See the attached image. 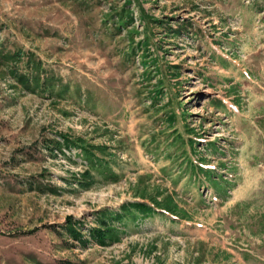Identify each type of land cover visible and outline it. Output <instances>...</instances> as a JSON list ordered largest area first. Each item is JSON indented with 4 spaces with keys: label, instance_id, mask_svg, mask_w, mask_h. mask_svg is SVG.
<instances>
[{
    "label": "rangeland",
    "instance_id": "obj_1",
    "mask_svg": "<svg viewBox=\"0 0 264 264\" xmlns=\"http://www.w3.org/2000/svg\"><path fill=\"white\" fill-rule=\"evenodd\" d=\"M0 264H264V0H0Z\"/></svg>",
    "mask_w": 264,
    "mask_h": 264
},
{
    "label": "trees",
    "instance_id": "obj_2",
    "mask_svg": "<svg viewBox=\"0 0 264 264\" xmlns=\"http://www.w3.org/2000/svg\"><path fill=\"white\" fill-rule=\"evenodd\" d=\"M65 138L63 140H65L67 142L71 141V139L69 137H65ZM73 143H74V141H73ZM215 187H216V189L218 191H222V189H221L222 186H221L220 183H217ZM153 200H152V202H153ZM155 207H156L155 205L152 206V205H150L148 203H141V202L128 203V202H126V203H124L121 206V208L119 209L118 212H115V211H111L109 209H106V211H104V213H102V215L103 216L112 217V218H116L117 220H120V219H123V216L126 215V214H128V215L133 214V213H131V210L132 211L141 210L144 213L143 215L146 216V214L153 213L154 211L156 212L159 209V206H157V209ZM165 208L166 207H164L163 209H165ZM105 228H107L106 235L98 236L97 237V240L100 243H103V244H105L107 240H110V241L116 240V241H118V236L120 234L119 233L120 231L119 230H116V228L112 225V223L107 224L105 226ZM93 233H94V231L91 232L92 235H93Z\"/></svg>",
    "mask_w": 264,
    "mask_h": 264
}]
</instances>
